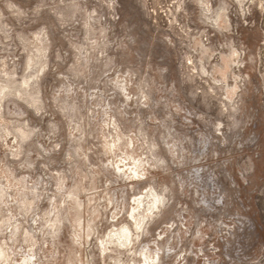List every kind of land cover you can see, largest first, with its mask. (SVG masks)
Segmentation results:
<instances>
[{
  "label": "clouds",
  "instance_id": "clouds-1",
  "mask_svg": "<svg viewBox=\"0 0 264 264\" xmlns=\"http://www.w3.org/2000/svg\"><path fill=\"white\" fill-rule=\"evenodd\" d=\"M0 264H264V0H0Z\"/></svg>",
  "mask_w": 264,
  "mask_h": 264
}]
</instances>
